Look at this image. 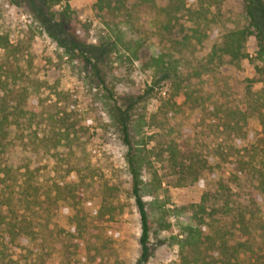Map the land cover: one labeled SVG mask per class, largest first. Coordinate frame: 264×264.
<instances>
[{"label": "trees", "instance_id": "1", "mask_svg": "<svg viewBox=\"0 0 264 264\" xmlns=\"http://www.w3.org/2000/svg\"><path fill=\"white\" fill-rule=\"evenodd\" d=\"M207 1L199 0L202 7L194 13L191 34L180 42L172 40L162 51H152L148 57L146 68L155 80L166 81L170 88L168 98L161 99L155 113L141 107L143 96L130 104L117 96L110 80L111 68L115 60L139 61L141 51L149 49L156 37L171 34L178 14L190 0H97L96 8L104 24L99 56L96 48L84 43L74 30L50 34L63 49L62 57L69 60L71 69L79 70L81 79L93 85L95 98L126 148L131 195L141 227L137 264L149 262L153 239L177 246L178 264H264V24L258 14L261 0H245L244 24L227 33L220 45H213L204 56L197 57L198 48L203 50L207 43V29L216 23L210 7H204ZM261 11L264 12V1ZM153 14L154 20L146 21ZM251 39L256 41L252 57L247 50ZM11 46L9 39L0 37V49L8 51ZM247 59L254 66L256 79L246 76L242 63ZM215 75L220 77L221 85H198L206 76ZM237 83L243 85L242 95L233 92ZM257 83L262 85L260 90L254 89ZM0 89L7 96L0 100V155L20 149L47 156L42 166L34 169L6 162L0 166V175L8 177L23 171L25 185L18 200L25 208L34 207L28 201L33 194L55 206L54 219L41 227L45 226V232L53 230L50 224L59 228L60 251L71 256V227L79 240L91 214L98 219H113L118 210L109 199L113 194L109 190V195L90 203L87 211L91 214L87 215L78 195L83 183L78 178L71 182V169L64 171L63 177L53 171L51 185H40V172L51 164L60 168L63 155H71V125L65 118L40 114L38 89L28 87L21 98H16L1 77ZM252 119L257 120L260 131L249 127ZM216 173L220 174L217 193L204 194L199 203L170 211L157 202L158 195L169 192V188L187 187ZM152 196L155 200L149 202L146 198ZM156 209L161 212L157 219ZM170 213L178 233L161 239L162 230L171 228L165 218ZM18 223H9L6 231L12 243L18 238L34 241L43 234L26 225V220ZM258 232L261 242L256 239Z\"/></svg>", "mask_w": 264, "mask_h": 264}, {"label": "rangeland", "instance_id": "2", "mask_svg": "<svg viewBox=\"0 0 264 264\" xmlns=\"http://www.w3.org/2000/svg\"><path fill=\"white\" fill-rule=\"evenodd\" d=\"M214 1L211 3L209 0L204 4V7H210L216 23L207 29V43L203 50L198 48L197 57L204 56L213 45H220L227 33L244 24L245 0ZM263 1L258 5V14L264 24V12L261 11ZM96 4L97 0H0V37L9 39L12 45L8 51L0 49V77L7 82L12 96L16 98H21L28 87L38 89L42 103L40 114L46 118L50 115L65 118L71 125V155H63L65 160L58 169L53 164L48 165L38 175V183L50 186L53 171L60 172L59 175L63 177L64 171L71 169V182L78 178L83 183L78 195L85 203V211L90 209V203H97L101 196L109 195L111 190L113 196L109 199L118 208L116 216L113 219H98L88 210L87 215H91L81 239L76 240L74 235L77 234L71 227V256H67L60 251L59 228L56 230L50 224L53 230L45 232V226L41 227L54 219L55 206L44 197L38 200L33 194L28 201L34 207L25 208L18 200L25 185V178L21 175L23 171L8 177L1 174L0 264H137L140 258L141 227L131 195V177L125 162L126 148L114 133L103 106L95 98L93 85L81 79L79 70L71 69L69 60L62 57L63 49L50 36L51 33L59 35L62 30L67 34L74 30L84 43L96 48L99 56L101 51L97 49H101L104 24ZM201 7L199 0H190L185 10L178 14L172 33L156 37L149 49L141 51L139 61L113 60L110 80L116 86L119 98L130 104L143 96L145 100L141 107H145L149 113L157 111L161 99L169 96L170 88L166 81L155 80L145 64L152 51H162L172 40L180 42L191 34L192 19L196 20L194 13ZM155 17L153 14L145 19L152 22ZM247 50L250 57L254 56L255 39L250 40ZM242 65L248 78H257L249 59L243 61ZM83 69L88 70L86 66ZM221 83L220 77L215 75L206 76L198 85L210 87ZM261 87L257 83L254 89L260 90ZM233 92L242 95L243 85L235 84ZM6 97L0 89V100ZM249 127L255 131L261 130L255 119L250 121ZM44 158L47 156L43 153L36 156L23 153L20 149L14 152L8 150L0 155V166L10 161L17 168L25 164L34 169L36 165L42 166ZM219 175L206 176L187 187L169 188V192L158 195L157 202L170 211L199 203L204 194L217 193ZM147 178L151 179L150 175ZM146 199L149 202L155 200L153 196ZM154 212L157 219L161 212L158 209ZM165 218L171 223V228L162 230L159 235L161 239L178 233L173 214ZM23 220H26V225L43 233L42 236L34 241L18 238L14 243L10 242L6 233L9 223L19 224ZM256 239L262 241L261 233H256ZM178 263L177 246L152 240L151 258L147 264Z\"/></svg>", "mask_w": 264, "mask_h": 264}]
</instances>
